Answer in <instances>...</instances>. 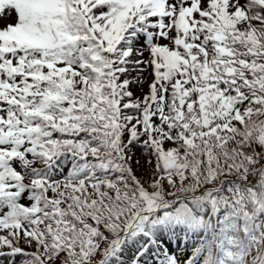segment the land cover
Here are the masks:
<instances>
[{
  "label": "snow or ice",
  "instance_id": "6c2138e0",
  "mask_svg": "<svg viewBox=\"0 0 264 264\" xmlns=\"http://www.w3.org/2000/svg\"><path fill=\"white\" fill-rule=\"evenodd\" d=\"M0 264H264V0H0Z\"/></svg>",
  "mask_w": 264,
  "mask_h": 264
}]
</instances>
